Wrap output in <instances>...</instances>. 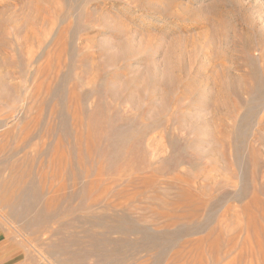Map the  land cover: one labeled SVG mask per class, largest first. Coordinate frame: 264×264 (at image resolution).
I'll list each match as a JSON object with an SVG mask.
<instances>
[{
  "label": "rangeland",
  "instance_id": "obj_1",
  "mask_svg": "<svg viewBox=\"0 0 264 264\" xmlns=\"http://www.w3.org/2000/svg\"><path fill=\"white\" fill-rule=\"evenodd\" d=\"M0 14L12 262L264 264V0Z\"/></svg>",
  "mask_w": 264,
  "mask_h": 264
},
{
  "label": "crops",
  "instance_id": "obj_2",
  "mask_svg": "<svg viewBox=\"0 0 264 264\" xmlns=\"http://www.w3.org/2000/svg\"><path fill=\"white\" fill-rule=\"evenodd\" d=\"M2 240L0 239V264H18L17 262H12L11 251L12 248L2 247ZM15 260V259H14ZM22 264H26L25 262Z\"/></svg>",
  "mask_w": 264,
  "mask_h": 264
},
{
  "label": "bare ground",
  "instance_id": "obj_3",
  "mask_svg": "<svg viewBox=\"0 0 264 264\" xmlns=\"http://www.w3.org/2000/svg\"><path fill=\"white\" fill-rule=\"evenodd\" d=\"M12 4H13V3H12ZM1 5H2V4H1ZM7 5H8V4H7ZM10 5H11V4H10ZM4 10H5V9H4ZM8 10H9V9H8ZM5 12H6V11H5ZM9 12H10V11H9ZM6 13H7V12H6ZM16 13H17V12H16ZM0 15H1V14H0ZM1 16H2V15H1ZM61 46H62V45H61ZM60 61H61V60H60ZM59 160H60V159H59ZM59 162H60V161H59ZM63 167H64V166H63ZM60 169H61V167H60ZM58 171H59V169H58ZM60 171H61V170H60ZM59 173H60V172H59ZM53 175H55V172H54ZM60 176H61V173H60ZM58 178H59V176H58ZM59 179H60V178H59ZM50 183H51V182H50ZM50 183H49V184H50ZM50 185H51V184H50ZM52 185H53V184H52ZM55 185H56V184H55ZM53 187H56V186L53 185ZM57 187H58V185H57ZM57 187H56V188H57ZM60 187H61V186H60ZM58 188H59V187H58ZM60 189H61V188H60ZM49 190H50V189H49ZM57 190H58V189H57ZM59 192H60V191H59Z\"/></svg>",
  "mask_w": 264,
  "mask_h": 264
}]
</instances>
